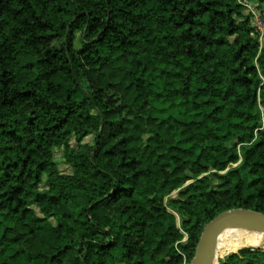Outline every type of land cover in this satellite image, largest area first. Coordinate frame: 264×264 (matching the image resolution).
Here are the masks:
<instances>
[{
    "label": "trees",
    "instance_id": "16d2710c",
    "mask_svg": "<svg viewBox=\"0 0 264 264\" xmlns=\"http://www.w3.org/2000/svg\"><path fill=\"white\" fill-rule=\"evenodd\" d=\"M234 208L264 212V42L239 0H0V264H190Z\"/></svg>",
    "mask_w": 264,
    "mask_h": 264
},
{
    "label": "water",
    "instance_id": "95a60500",
    "mask_svg": "<svg viewBox=\"0 0 264 264\" xmlns=\"http://www.w3.org/2000/svg\"><path fill=\"white\" fill-rule=\"evenodd\" d=\"M228 226L264 232V212L248 208L220 212L204 225L190 264H216L217 237Z\"/></svg>",
    "mask_w": 264,
    "mask_h": 264
},
{
    "label": "rangeland",
    "instance_id": "374dc122",
    "mask_svg": "<svg viewBox=\"0 0 264 264\" xmlns=\"http://www.w3.org/2000/svg\"><path fill=\"white\" fill-rule=\"evenodd\" d=\"M259 12L261 15L264 14V7L263 8H259ZM264 42L263 41H260V44H262ZM85 142H91V137L88 136L84 139ZM71 143L73 144V141H71ZM54 156H55V159L58 163V167L59 169L62 171V172H70V167L64 162V159L62 157V149L61 148H56L54 149ZM177 191L178 190H174L172 191L170 194L168 195H164V196H161L160 194L157 195V201L162 205V206H165L166 209L168 210V212H171L173 213V215L175 216V220H176V225L178 227H180V221H179V215L177 213H175L173 210H171L168 206H166L167 204V200L169 198H174L177 196ZM182 232V239L181 241L182 242H185L187 237H186V233ZM243 247H262V244L260 243H243L241 241H237V240H228L226 241V245L223 246L222 249H220L218 251V256L216 258V264H219V261L221 259H223L224 257H226L227 255H229L230 253L240 249V248H243ZM264 248V247H263ZM184 264V262H183Z\"/></svg>",
    "mask_w": 264,
    "mask_h": 264
},
{
    "label": "bare ground",
    "instance_id": "6f19581e",
    "mask_svg": "<svg viewBox=\"0 0 264 264\" xmlns=\"http://www.w3.org/2000/svg\"><path fill=\"white\" fill-rule=\"evenodd\" d=\"M228 240H237L243 243H260L264 247V232L233 226L226 227L217 237L216 258L218 251L226 245V241Z\"/></svg>",
    "mask_w": 264,
    "mask_h": 264
},
{
    "label": "built area",
    "instance_id": "2783aa9c",
    "mask_svg": "<svg viewBox=\"0 0 264 264\" xmlns=\"http://www.w3.org/2000/svg\"><path fill=\"white\" fill-rule=\"evenodd\" d=\"M239 2L251 13V25L259 42L264 40V21L259 12L258 3L251 0H239Z\"/></svg>",
    "mask_w": 264,
    "mask_h": 264
}]
</instances>
